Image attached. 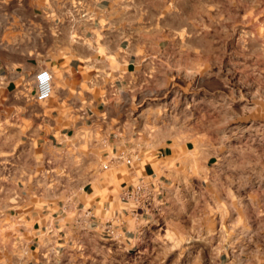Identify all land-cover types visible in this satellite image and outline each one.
I'll list each match as a JSON object with an SVG mask.
<instances>
[{"label": "crops", "instance_id": "0c3cea01", "mask_svg": "<svg viewBox=\"0 0 264 264\" xmlns=\"http://www.w3.org/2000/svg\"><path fill=\"white\" fill-rule=\"evenodd\" d=\"M175 16L176 0H0V220L35 232L79 218L93 227L127 209L120 193L143 176L160 181L164 213L176 216V139L138 149L132 165L113 161L111 144L125 131L118 120L172 92L176 101V48L164 46ZM42 70L54 91L37 102Z\"/></svg>", "mask_w": 264, "mask_h": 264}, {"label": "rangeland", "instance_id": "374dc122", "mask_svg": "<svg viewBox=\"0 0 264 264\" xmlns=\"http://www.w3.org/2000/svg\"><path fill=\"white\" fill-rule=\"evenodd\" d=\"M166 24L176 101L118 120L111 144L176 139V216L113 209L39 232L2 218L0 264H264V0H176Z\"/></svg>", "mask_w": 264, "mask_h": 264}, {"label": "built area", "instance_id": "2783aa9c", "mask_svg": "<svg viewBox=\"0 0 264 264\" xmlns=\"http://www.w3.org/2000/svg\"><path fill=\"white\" fill-rule=\"evenodd\" d=\"M35 90L37 102H46L52 97L54 91L53 76L48 70H42L36 75ZM113 161H122L127 165H132L134 162L140 161V156L138 153L134 154L133 157H127L123 154L113 158ZM107 168L108 165L103 166L104 170ZM163 190L162 184L155 176H143L134 185L124 188L120 193L119 200L136 220L142 217L159 216L165 212L167 204L162 195ZM75 209L89 220L94 218L91 210L84 211L77 206Z\"/></svg>", "mask_w": 264, "mask_h": 264}]
</instances>
